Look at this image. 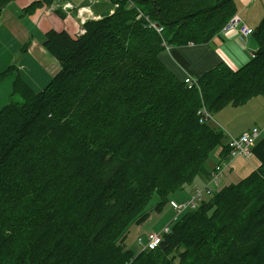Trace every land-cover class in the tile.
Wrapping results in <instances>:
<instances>
[{"label": "trees", "instance_id": "16d2710c", "mask_svg": "<svg viewBox=\"0 0 264 264\" xmlns=\"http://www.w3.org/2000/svg\"><path fill=\"white\" fill-rule=\"evenodd\" d=\"M14 1L0 0V14ZM132 1L114 0L118 12L87 22L78 38L46 33L61 71L44 90L16 61L0 73L1 82L16 70L21 98L0 109V264H264V137L252 148L256 168L174 217L159 246L136 254L127 245L155 196L162 212L217 146L222 158L230 151L201 108L214 114L264 95V17L247 64L222 63L189 88L160 59L163 38L208 43L236 0ZM53 2L35 0L23 14Z\"/></svg>", "mask_w": 264, "mask_h": 264}, {"label": "crops", "instance_id": "0c3cea01", "mask_svg": "<svg viewBox=\"0 0 264 264\" xmlns=\"http://www.w3.org/2000/svg\"><path fill=\"white\" fill-rule=\"evenodd\" d=\"M34 1L15 0L4 9L0 17V60L2 59L0 73L16 60V55L28 42L29 47L19 68L23 78L36 91H41L56 75L57 71L51 72L49 69L59 64L56 58L46 52L45 35L50 30L62 31L66 29L67 26H70L71 20L76 25L75 19L77 18L74 15V18L68 16L65 20L66 14L61 8L59 12L51 11L52 13L46 11V8H39L34 14L23 17V9ZM91 1L55 0L51 6H64V4L70 3L73 8H78L91 5L95 13L101 14L102 10L109 8L111 4L110 0H101L97 4ZM236 5L238 7L236 16L238 15L242 23L252 28H255L264 17V0H236ZM257 49L258 45L254 37L246 41V38L239 34L237 28H224L222 33L215 36L209 43L173 47L169 51L167 49L161 54V60L180 80H183L188 76L200 78L204 73L222 63L237 70L252 59L253 53ZM30 59L35 60V66ZM29 62L30 67H36V69L25 72L24 64L29 66ZM13 81V78H6L0 82V109L14 98L12 95ZM255 99L257 98L251 101ZM209 171L204 175L205 181L209 177Z\"/></svg>", "mask_w": 264, "mask_h": 264}, {"label": "rangeland", "instance_id": "374dc122", "mask_svg": "<svg viewBox=\"0 0 264 264\" xmlns=\"http://www.w3.org/2000/svg\"><path fill=\"white\" fill-rule=\"evenodd\" d=\"M100 1L101 0H92L91 2L94 3V4H97ZM54 2H55V0H54ZM110 2H111L110 7L107 8V9L102 10L103 12L101 14L95 13L94 10L92 9L93 7L91 5L90 6H84V7H87V8H85V10L81 11L79 17H78V13H79V11L81 9L80 7L71 8V9L70 8H64L63 5H60V6H57V7H52L51 6V5H53V3H52L51 5H49V6L46 5V6L42 7V8H46V11H48V12H51V11L59 12V9L61 8L64 11V13L66 14L65 17H64L65 20H66V18L68 16H71V17L74 18V15H75V17L77 18V19H75L77 24L74 25V22L71 20L70 21V26L69 27L67 26V28L63 29L62 31H66V32L70 33L71 35H73L75 38H78L79 36H82L84 34L82 32V29H86L85 27H86V23L87 22H89L91 20H100V19L104 18L105 16L114 15V14H116L118 12V8H120V5L115 3L114 0H110ZM128 6L129 7H134V3H133L132 0H128ZM236 8H237V11H238L237 5H236ZM73 12H75V13H73ZM2 13L0 14V17L2 15ZM138 13L139 14L137 16V19H140V18L146 19L144 16L149 17L148 15H145V13L142 12L140 9H138ZM141 13L144 16L139 17ZM22 16L24 17V16H28V15H26V14L24 15L23 14ZM156 23L158 25H160L158 22H156ZM148 27L151 28V26H148ZM160 27H163V26L160 25ZM163 30H164V27H163ZM163 30L162 31H157V32L162 33ZM45 38H46V35H45ZM162 44H164L163 45L164 46V50L159 55L160 59H161V54L163 52H165L167 49L169 51L173 47H175V48L183 47V46L170 45L165 38H163ZM190 44H194V43H190ZM190 44H187V45H190ZM204 44H206V43H204ZM187 45H184V46H187ZM195 45H202V44H195ZM25 47H27V49H28V47H29V43L28 42H27V44H25L22 47L21 51H19L18 54L16 55V60L15 61L18 64H20V62H22L24 60V58H25V53L27 52V50H25L26 52L24 53L23 49ZM46 52L48 54H50L48 52V50H46ZM1 61H2V59L0 60V62ZM30 61L35 66V64H36L35 60L34 59H30ZM37 62L39 63L38 60H37ZM56 65H54L52 68L49 69L51 72H53V71L56 72L57 71L55 74H57L59 71H61L60 63L57 66ZM24 66L26 67V68H24L25 72L34 71L36 69V67L35 68L30 67V62H29V66H27L26 64H24ZM6 69H8V68H6ZM19 70H20V68H19ZM16 77H17V72L15 70L12 74L6 76L4 79L13 78L14 81H15ZM188 77L193 78V79L196 80V83H195L194 87H197V88L200 87L199 78H196V77H193V76H188ZM185 78H187V77H185ZM185 78H184V80H185ZM14 81H13V83H14ZM186 84H188V83L186 82ZM12 86H13V84H12ZM46 86H45V88H46ZM45 88H43L42 90H44ZM13 96H14V98H13L12 101H14V102H20L21 101V98L18 95H13ZM254 98H257V99H255L254 101H251ZM254 98H252L250 100L251 103H249L250 102L249 101L248 102L249 104L247 103L248 105L245 104L246 106L243 105V106H239V107H234L232 105H229L226 108H224L222 111L212 114V117L206 119V121H210L212 126L216 130L223 131V133L227 137V143H228L229 135L237 136V135H240L241 133L249 130L250 128H252L254 126L262 127V126H264V95L263 96H257V97H254ZM204 108H207V107L203 106L201 109H204ZM220 152H221V146H217L214 149V151L212 152L211 158L207 162V165L204 168V172L202 173V175L198 176L191 185L187 186V188L184 191H178L177 193L172 194L170 196V198H169V202L166 204V206L164 207L162 212H157L156 211L155 206H156V204L158 202V198H157V196H155L153 198L152 202L150 203V205L147 208L148 212L150 213V218L144 223V225L140 226V225H138V224H136L134 222L130 226L129 236H128L126 242H127V245L129 246V248L131 250H133L136 254L141 252V251H143L142 246L138 244V241H137L138 237L141 236V237H143L145 239V234L147 232H151V231L152 232H160L163 229V227L165 225H167L177 215L175 210H174V208L171 206V203H170L171 200H175V201L178 202V201H182V200L187 199L190 196V194L192 193V191L196 188V186L203 187V186H205L207 184V182L209 181L211 173H212L213 169L215 168V166H217L218 164H220L221 162H223L225 160H228V162L231 160V156H230L231 152L230 151L228 152V154L224 158H222L220 156ZM254 160L255 159L253 158V154L249 158H237V159L233 160L231 162V165H229L225 169V172H224V174H223V176L221 178V183H220V185L218 187L214 188L212 195L217 193L223 186H225V185H227V184H229L231 182H236L240 178L248 175L253 169L256 168L257 164L254 162ZM244 161L247 162L245 167L244 166L243 167H239V164L243 163ZM212 165H214V166L211 169V171H209V169L212 167ZM208 171L210 172L209 173V177H208L207 181H205L203 178H204V175ZM145 241H146V239H145Z\"/></svg>", "mask_w": 264, "mask_h": 264}, {"label": "built area", "instance_id": "2783aa9c", "mask_svg": "<svg viewBox=\"0 0 264 264\" xmlns=\"http://www.w3.org/2000/svg\"><path fill=\"white\" fill-rule=\"evenodd\" d=\"M64 8H73L72 4L67 3L64 5ZM80 11L78 13V17L82 10H85L87 7H80ZM144 16L142 13L139 17ZM148 22V26H151L155 28L157 31H162L163 27H160L156 22H153L149 19V17L144 16ZM230 28H237L240 35H242L244 38H246V41L252 38L254 29L245 23L241 22L240 17L235 15L231 21L228 23L225 29ZM86 29H82V32L85 34ZM185 82H187L188 87L192 88L195 86L196 80L190 77L185 78ZM199 114H201L202 119L206 120L208 118L212 117V114L207 110V108L201 109L199 111ZM264 137V126H254L250 128L249 130L241 133L240 135H229L228 138V146L230 149V156L231 160L228 162V160H225L215 166L213 169L210 179L207 182V184L203 187L196 186V188L192 191L190 196L182 201H171V205L173 206L174 210L176 211V216H179L181 213H183L185 210L188 209H195L199 203L207 198L208 196H211L213 193L214 188L218 187L221 183V178L225 172V169L231 165V162L237 158H249L252 155V147L255 145V143L260 139ZM171 231V224L168 223L163 227V229L160 232H147L145 234V239L141 236L138 237L137 241L138 244L142 246L143 250L145 249H152L161 244V242L164 239V236Z\"/></svg>", "mask_w": 264, "mask_h": 264}]
</instances>
